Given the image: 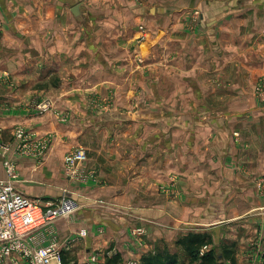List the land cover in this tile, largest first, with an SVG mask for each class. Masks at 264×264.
<instances>
[{
  "label": "crops",
  "instance_id": "obj_1",
  "mask_svg": "<svg viewBox=\"0 0 264 264\" xmlns=\"http://www.w3.org/2000/svg\"><path fill=\"white\" fill-rule=\"evenodd\" d=\"M72 1L0 0V142L14 148L18 127L34 139L54 142L44 163L19 156L13 148L7 155L0 152V180L8 178L4 163L12 161L20 192L42 205L59 206L68 186L74 185L62 173L67 145L84 147L77 143L83 142L89 118L88 95L104 93L113 96L114 111L122 107L132 112H125L122 120L115 113L94 118L92 125L106 123L109 137L118 130L111 123L125 124L129 137L141 133L142 127L146 132L149 125L154 138L162 135V140H170L173 150L177 144L179 155L183 154L179 139L186 130L195 134L191 142L202 133L204 165L195 161L200 155L196 147L195 152L189 151L187 166L175 168L176 174L204 175L211 189L225 183L230 195L238 191L235 196L227 195L232 202L239 199L242 206L261 205L263 200L246 189L255 187L256 175L264 174V166L259 167L264 162V103L255 97L257 82L264 78V0H170L150 8L123 7L120 14L128 11L130 21L112 18L90 24L85 22L86 7L81 17L73 16L76 3ZM94 28H107L109 33L100 37L95 31L96 37L87 42L85 35H91ZM47 101L52 110L38 113L36 106ZM180 108L202 110L203 117L189 118L186 124L175 112ZM163 110H170L166 113L170 117H164ZM67 111L72 120L60 122L59 114ZM137 125L139 130L133 134ZM102 137L99 131L101 146ZM135 169L145 174L142 166ZM91 185L78 184L84 189L69 191L68 198L80 209L53 223L59 241L76 239L65 254L84 249L83 264H88L95 251L124 254L131 248L130 203L126 198L112 201V207L125 210L112 218L89 210L82 199L95 195L98 186ZM219 195L227 204L217 192L211 199ZM151 211L139 209L133 214L146 223L149 217L159 216ZM225 221L211 227L215 230ZM85 230L87 237L77 236Z\"/></svg>",
  "mask_w": 264,
  "mask_h": 264
},
{
  "label": "rangeland",
  "instance_id": "obj_2",
  "mask_svg": "<svg viewBox=\"0 0 264 264\" xmlns=\"http://www.w3.org/2000/svg\"><path fill=\"white\" fill-rule=\"evenodd\" d=\"M169 1L73 0L72 2L73 4L76 3V5L82 4L83 7L87 8L89 15L85 19V22L90 24L91 20L102 22L112 18L114 20H119L120 18L121 21H130L132 15L128 11H125L123 15L120 14V10L123 7L145 6L146 8H150L152 6L167 5L170 3ZM95 31L100 34V37L109 33L107 28L100 30H95L94 28L93 31H90L91 35L87 37L85 35L87 42L89 38L96 37ZM143 50L146 51V45L143 46ZM109 97L104 93L100 95H88L87 99L90 102V108L86 112L90 120L86 118V121L89 123H86L83 142L77 143L86 147L88 159L84 164L78 166V170L73 178L67 176L64 157L62 166L64 178H67L68 182L72 180V183H74L73 186H68L67 190H69L66 193V199L72 195L69 191L75 192L76 188L80 192L84 189L78 187V184H85L87 186L92 184L91 186H98L100 189H94L95 195L93 197L82 199L83 204L89 210L93 211L95 209L101 214L108 213L112 218L113 215H122L125 211L121 208L120 212L119 208L112 207L110 205L114 204L112 201L116 202L117 199L126 198L130 203L127 206L131 209L132 214L131 248L129 252L127 251L128 253L123 254L118 250L114 252L110 250L103 253L95 251L94 254L104 255V264H109L108 260L114 258V256L120 257V264H141V259L144 256L168 249L171 252H177L180 255L182 263L186 261V255L177 247V242L191 233H206L211 236L212 243L210 246L204 247L203 253L215 249L216 253L220 255L224 249L228 248L233 252L237 264H264V174L260 176L256 175L254 177L255 187L246 189L255 198L263 200L261 205L256 206L247 204L242 206L239 203V199L232 202V198L227 197L228 194L230 195V190L225 183L216 184L217 188L211 189L208 182L209 178L204 177V175L186 176V174L180 172L177 175L175 172L177 170L176 167H186L189 151L195 152L196 147L200 148V155L194 157L195 161L197 165H204L205 143L203 142L202 133L198 137L195 136V140L191 142L190 137L194 133L186 130L187 134H183L179 139L180 150H183V154L181 155L177 152L179 150L177 144L174 145L175 149L173 150L170 147V140H162V135L154 138L156 134H154V131H151L152 128L149 125L146 127V132H144V127H142L143 131L141 133L129 137L125 136V124L120 122H115L116 124L111 123L110 127L118 130L112 134L113 137H109L107 131L108 125L106 123L97 126L92 125L91 121L94 118L106 115L112 117L114 113L116 117H120L119 119L122 120L125 112H132L122 107H118L119 109L114 111L113 96ZM255 97L260 103H264V78L257 82ZM129 98H133L132 94H129ZM45 103H50L52 107L51 101ZM181 106H183L182 103ZM70 112L74 111L70 110ZM70 112L67 111L59 114L61 117L66 118L65 123H69L72 120ZM152 112L157 113L156 111H150V113ZM167 112L171 113L170 110H163L160 113H163L164 117H170V115L166 114ZM175 112L178 113L181 121H186V124L189 118L203 117L202 110L199 109L180 108L179 111ZM56 113L57 111H54V114ZM138 130L139 127L137 125V128L132 130V133L134 134ZM99 131L103 132L101 139L104 143L102 146L98 141ZM53 143L50 142L48 148L51 149ZM75 148L77 147L73 148L68 143L65 155L72 152ZM111 153L113 156L110 155ZM104 156H106L105 160L103 159ZM45 158L46 155L41 159L40 163L42 161L44 163L46 161L44 160ZM139 166L144 168V175H139L135 169ZM263 166L264 162L262 165H259L261 169ZM115 184L118 187L121 185L122 188L116 190ZM215 192L223 194V199H227L228 203L224 204L225 200H222V195L211 199V195H214ZM237 192L236 190H232L230 196H235ZM115 209L119 211H114ZM139 209L152 210L150 214H155L156 212L159 216L149 217L146 223H140L133 214L134 212L138 213ZM249 211L252 212L247 214ZM243 214H246V217L240 220L236 219L237 216ZM221 220H227L225 221L227 223L214 230L211 225ZM115 224L119 223L116 222ZM73 231L77 232L78 230ZM81 232L79 231L78 233ZM85 256L84 249L82 248L78 249L77 252L65 254V259L68 264H83L82 261ZM227 264L230 263L228 262Z\"/></svg>",
  "mask_w": 264,
  "mask_h": 264
},
{
  "label": "built area",
  "instance_id": "obj_3",
  "mask_svg": "<svg viewBox=\"0 0 264 264\" xmlns=\"http://www.w3.org/2000/svg\"><path fill=\"white\" fill-rule=\"evenodd\" d=\"M140 30L144 31V28ZM36 108L38 113H47L51 111V104L40 103ZM60 122L65 123L66 118L60 115ZM14 136V148L0 142V152L4 155L13 148L19 156L41 161L49 150L50 139H34L23 127H18ZM87 159L88 151L84 147L68 153L65 157L67 176L75 177L78 166ZM4 165L8 178L0 180V264H65L68 244L76 239L64 243L59 241L53 223L75 214L80 205L71 198L63 200L59 206L42 205L30 199L16 186L18 173L15 163L6 161ZM87 235L82 231L77 236L85 238ZM88 264H104V255L91 254Z\"/></svg>",
  "mask_w": 264,
  "mask_h": 264
},
{
  "label": "trees",
  "instance_id": "obj_4",
  "mask_svg": "<svg viewBox=\"0 0 264 264\" xmlns=\"http://www.w3.org/2000/svg\"><path fill=\"white\" fill-rule=\"evenodd\" d=\"M212 238L208 234L191 233L181 238L177 242V247L186 255V261L181 263L180 255L177 252H171L168 249L158 251L155 254L144 256L141 264H237L236 258L230 249H224L222 254L218 255L215 249L203 253L204 247L210 246ZM120 257L114 256L109 259V264H120ZM65 264H68L64 256Z\"/></svg>",
  "mask_w": 264,
  "mask_h": 264
},
{
  "label": "water",
  "instance_id": "obj_5",
  "mask_svg": "<svg viewBox=\"0 0 264 264\" xmlns=\"http://www.w3.org/2000/svg\"><path fill=\"white\" fill-rule=\"evenodd\" d=\"M83 5L78 4L72 9V14L75 18H79L83 15Z\"/></svg>",
  "mask_w": 264,
  "mask_h": 264
}]
</instances>
